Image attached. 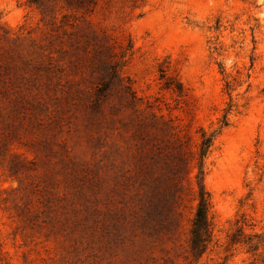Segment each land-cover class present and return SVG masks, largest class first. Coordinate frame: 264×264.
Here are the masks:
<instances>
[{
  "label": "rangeland",
  "instance_id": "rangeland-1",
  "mask_svg": "<svg viewBox=\"0 0 264 264\" xmlns=\"http://www.w3.org/2000/svg\"><path fill=\"white\" fill-rule=\"evenodd\" d=\"M200 128L213 239L195 258L192 193L162 196L176 132L195 185ZM251 261L264 263V0H0V264Z\"/></svg>",
  "mask_w": 264,
  "mask_h": 264
},
{
  "label": "trees",
  "instance_id": "trees-1",
  "mask_svg": "<svg viewBox=\"0 0 264 264\" xmlns=\"http://www.w3.org/2000/svg\"><path fill=\"white\" fill-rule=\"evenodd\" d=\"M117 73L116 67L112 64L108 68V74L112 79L115 77ZM154 122V121H153ZM223 125L227 124L226 121V113L224 114V119L222 122ZM200 139L197 144V154L198 158L200 159V169L196 174V182L195 185L190 187L186 186L185 182L189 180L188 172L185 170V167L188 166V162L185 161V157L182 154V151L188 149L187 140L183 139L182 136L176 132L175 141L177 146L180 148V152L174 156L177 158V162L174 164L173 176L171 178L172 183L171 185L167 186L166 191L163 194V199L166 200L169 196L172 199H177L182 196V194H186V192H191L193 195V200L195 201L194 205V213L191 219L190 228H189V240H188V247L189 251L193 257L198 258L200 257L209 247L210 243L213 239V230L212 224L208 217V212L210 208V196L208 190L205 188L203 182V170H202V159L206 155L211 146L214 135L213 133H206L205 131L200 128ZM189 184V183H188ZM241 225H246L245 219L241 220ZM243 224V225H242ZM242 228V227H241ZM257 236V234H254ZM232 243L238 242L235 238L231 239ZM247 264H264L257 261H251Z\"/></svg>",
  "mask_w": 264,
  "mask_h": 264
}]
</instances>
